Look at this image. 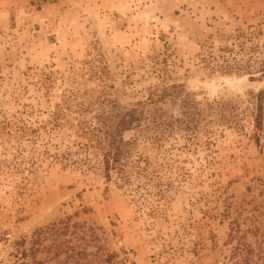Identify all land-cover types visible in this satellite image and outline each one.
I'll return each mask as SVG.
<instances>
[{"label":"rangeland","instance_id":"1","mask_svg":"<svg viewBox=\"0 0 264 264\" xmlns=\"http://www.w3.org/2000/svg\"><path fill=\"white\" fill-rule=\"evenodd\" d=\"M57 1L0 0V159L11 162L0 171V264H54L20 250L36 228L68 216L100 226L97 245L124 264H232L240 239L261 262L264 0L45 9ZM135 107L141 125L123 133L131 176L108 179L73 152L70 124ZM17 121L64 126L22 148L4 128Z\"/></svg>","mask_w":264,"mask_h":264},{"label":"trees","instance_id":"2","mask_svg":"<svg viewBox=\"0 0 264 264\" xmlns=\"http://www.w3.org/2000/svg\"><path fill=\"white\" fill-rule=\"evenodd\" d=\"M260 72L264 77V67ZM258 102L260 103H258L257 112L254 116L256 129L262 127L263 119V105L261 101ZM113 115L115 118L110 122L92 125L82 122L70 124L75 129L74 133L76 134L72 144L76 149L73 152H82L81 161L91 167L95 166L93 164H99L108 179L114 173L130 177L132 173L130 167H134L127 157L131 142L123 138V133L140 127L142 113L135 107L124 110L118 109L114 111ZM63 126L64 124L60 122H55L50 127L48 124L35 125L34 122L17 121L14 123L7 122L4 128L9 133L14 132V135H17L16 140L21 146L25 140L34 143L43 142V129L44 131L48 130V132H58L59 127ZM70 141L72 140L70 139ZM92 147L96 149L92 151ZM22 148L25 146L22 145ZM36 148L38 149V147ZM64 155V153H57V158ZM77 159L74 161L78 162L79 159ZM10 164L11 162L8 160L0 159V171L5 172V168H9ZM152 171H156L155 167ZM97 228L100 226H87L85 222L72 221V216L59 219L49 225L36 228L32 232L29 249H21V256L23 258L32 256L36 263L53 261L54 264H124L116 260L118 254L115 251H110L102 244L97 245L96 240H100L96 233ZM46 241L49 243H45ZM26 242L27 236H23L15 243L20 246ZM90 245L95 246L96 250H89ZM42 252L46 253V259H37V254ZM258 252H255L251 243L240 239L230 258H236L232 264H264V258L259 262L261 255Z\"/></svg>","mask_w":264,"mask_h":264},{"label":"crops","instance_id":"3","mask_svg":"<svg viewBox=\"0 0 264 264\" xmlns=\"http://www.w3.org/2000/svg\"><path fill=\"white\" fill-rule=\"evenodd\" d=\"M86 0H58L55 3H51L49 5L46 6L45 9L47 10H54V11H58V13H62V12H67L69 11L71 8H73L75 5V3H84ZM55 15H53L54 17Z\"/></svg>","mask_w":264,"mask_h":264},{"label":"built area","instance_id":"4","mask_svg":"<svg viewBox=\"0 0 264 264\" xmlns=\"http://www.w3.org/2000/svg\"><path fill=\"white\" fill-rule=\"evenodd\" d=\"M47 1H50V0H33L34 4L37 6H42Z\"/></svg>","mask_w":264,"mask_h":264}]
</instances>
